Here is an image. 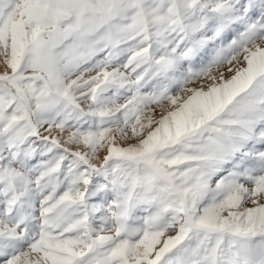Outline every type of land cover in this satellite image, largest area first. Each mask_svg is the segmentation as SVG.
<instances>
[{
  "label": "snow or ice",
  "instance_id": "1",
  "mask_svg": "<svg viewBox=\"0 0 264 264\" xmlns=\"http://www.w3.org/2000/svg\"><path fill=\"white\" fill-rule=\"evenodd\" d=\"M0 264H264V0H0Z\"/></svg>",
  "mask_w": 264,
  "mask_h": 264
},
{
  "label": "rangeland",
  "instance_id": "2",
  "mask_svg": "<svg viewBox=\"0 0 264 264\" xmlns=\"http://www.w3.org/2000/svg\"><path fill=\"white\" fill-rule=\"evenodd\" d=\"M121 102H123V101H121Z\"/></svg>",
  "mask_w": 264,
  "mask_h": 264
}]
</instances>
